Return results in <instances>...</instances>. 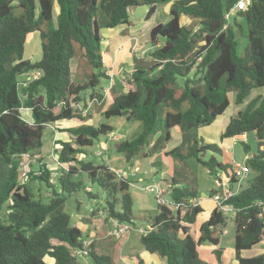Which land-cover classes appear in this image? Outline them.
Wrapping results in <instances>:
<instances>
[{
	"label": "trees",
	"instance_id": "trees-1",
	"mask_svg": "<svg viewBox=\"0 0 264 264\" xmlns=\"http://www.w3.org/2000/svg\"><path fill=\"white\" fill-rule=\"evenodd\" d=\"M236 1L39 0L37 5V0H0V264H51L46 257L53 258L54 264H78V253L89 256L91 264H115L111 254L100 253L94 242L86 245L81 228L71 224L65 207L82 191L107 211L108 218L129 230L128 224H134L136 218L144 219L139 241L149 253L165 258V264H224L219 232L228 224V217L216 207L201 224L198 238L192 235L190 227L203 208L190 203L201 196V190L187 175L173 174L168 183L171 202L181 204L175 211L159 204L154 215L147 211L138 216L130 191L133 182L128 177L119 178L107 165L77 158L79 153L85 154L86 146L114 131L109 123H85L90 116H83L75 107L86 101L88 93L91 99H104L102 81L111 76L103 59L101 30L129 24L130 10L141 5L149 7L148 19L165 2H172L171 19L150 30L155 47L149 54L154 62L133 64L127 90L120 92L110 86L112 103L104 117L125 116L140 122L141 129L131 139L115 142L114 148L131 162L151 144V153L163 149L162 144L171 139V129L178 127L181 143L164 152L175 169L176 164L195 158L211 175L222 171L229 176L230 164L214 155L203 157L207 151L222 154L221 149L196 138L195 131L226 111L230 93L236 104L248 100L231 118L222 137L254 132L259 152L244 160L250 168L245 187L224 203L235 209L233 247L238 264H264V252L250 257L241 254L264 244V94L252 97L256 89L264 88V0H251L246 10L226 19ZM56 4L59 13L53 25ZM35 31L40 33L42 57L32 61L24 59L23 52ZM244 32L248 42L239 55L238 37ZM159 37L165 42L159 43ZM73 58L79 62L76 74L82 69L87 81L73 78ZM88 68L94 71L88 72ZM35 71L41 75L22 84L20 77ZM25 108L31 110L32 122L24 118ZM74 118L83 123L58 127L74 137L75 145L59 141L60 162L70 164L67 169H57L56 183L52 182L53 170L41 158L37 160L39 172L30 171L29 181L21 182L22 157L40 154L47 126ZM244 146L249 152L250 146ZM144 156L150 154L144 152ZM86 175L100 190H86ZM30 181L39 187L35 189ZM231 181L237 180L231 176ZM45 187L52 194L47 200L41 195ZM210 193L212 196L216 190ZM205 243L215 246L216 262L200 257L198 249Z\"/></svg>",
	"mask_w": 264,
	"mask_h": 264
},
{
	"label": "rangeland",
	"instance_id": "rangeland-1",
	"mask_svg": "<svg viewBox=\"0 0 264 264\" xmlns=\"http://www.w3.org/2000/svg\"><path fill=\"white\" fill-rule=\"evenodd\" d=\"M39 0H37L36 4L38 5ZM172 2L159 3L157 6V10L154 15L150 18L147 17V12L149 7L146 5L137 6L135 9L130 10V23L121 24L117 28H120L123 32L129 33L132 35V38H126L124 42H122L121 47L119 48V54L124 58L125 61L132 62L131 65L124 66L123 71H121L120 75H112L108 80L103 79L102 84L106 87L104 89V99L99 102L97 98H90L89 93L86 95V101L81 102L75 107L78 111L82 112L83 116H90L85 123L91 124L94 126H98L101 123H109L114 127V131L109 134L102 135L100 137V141H96L92 146L85 147V154L79 153L77 155L78 159H84L86 161H91L95 165H107L113 171H115L119 176V171L121 169L127 172V177L133 183L131 184L132 193L138 192L147 197L150 205L153 208V211L148 212L149 215H154L157 213L159 209V204H165L170 206L174 211L176 210L175 205L171 202L170 197L168 195V183L170 182L171 175H185L184 177L195 182L196 186L202 190H217L215 175H211L208 172V169L203 165L198 164L194 159H189L187 163H179L176 164V169L174 167V161L172 158L167 157L164 152L168 151L181 143V133L180 130L176 127L171 129V139L164 142L163 149L156 150L151 153L150 148L152 144L148 147L144 148L143 153H141L138 157H136L132 162L127 163L124 158L123 153H119L115 150V142L125 139H131L135 134L140 132V122L129 120L125 116H113L111 118H105L103 113L104 110L112 103L111 97L109 95L110 86H120L119 91L123 92L128 88L129 76L131 74L132 69H134V65L140 66H148L153 63V59L150 56V52L154 49V45L150 40V30L157 23H166L171 19L170 7ZM58 7L55 5L54 8V18L52 20L53 25H56L57 15H58ZM104 32V39H106L105 32L107 29H102L101 33ZM117 32V31H114ZM122 32V33H123ZM239 35V46L237 48L238 54L243 55L244 49L247 45V37L245 35ZM121 35V34H120ZM131 41L129 42L128 40ZM120 40H123L120 39ZM159 43H164L165 38L159 37ZM119 47V45H118ZM117 47V49H118ZM77 55L80 56V50L78 45H76ZM128 51V52H127ZM130 51V52H129ZM131 54L134 58L129 57L125 54ZM102 54L105 56V49L102 48ZM42 57V42L40 33L38 31L32 32L27 41L25 43V48L23 52L24 59H31L32 61H37ZM129 57V58H128ZM76 60L72 61V69H73V78H77L79 81H87L88 78L83 74V70L79 69L78 75L76 74ZM122 63V67H123ZM89 69V68H88ZM94 71L92 68L88 70V72ZM26 79V76L23 75L20 77V80L23 81ZM122 82V83H121ZM127 82V83H126ZM126 83V85H125ZM127 87V88H126ZM82 96L85 95L83 92ZM264 94V88H258L253 93L252 97L257 95ZM230 105L226 109V111L221 115L216 117L214 122L210 125L201 126L195 131V137L202 140L204 143H212L221 149L222 154L215 153L213 151H207L206 155H204V159H209L211 155L216 156L218 161L222 163H226L229 160V157H233L234 161L243 163L248 155L253 156L259 152V143L255 136L254 132H250L248 134H243L242 137L244 139L233 138H223L222 133L225 130L227 124L234 117L238 111L243 110L248 102L245 101L243 104H236L234 101L233 93H230ZM26 109L22 110V114L24 118L27 117ZM83 122L78 118H74L71 120H64L62 124H50L47 126L44 135H43V147L40 150V154L36 156L29 157L28 155H24L22 157L20 163V172H21V182L29 181V172L30 171H38V158L43 160V162L47 163L49 168L52 171L53 183H56L57 179V169H67L70 163L60 162L58 157V153L56 150L61 149L62 144L59 143L60 140L65 142H71L75 145V139L70 133L60 131L58 127H64L69 125V127H77L81 125ZM245 144L250 146V151H245ZM144 152L146 154H150V156H144ZM122 157V158H121ZM233 161V162H234ZM140 162L139 164H136ZM76 162H71L72 165H75ZM140 167L138 172L133 175L134 168L136 166ZM207 169V170H206ZM228 173L231 174L230 169H228ZM39 174V173H36ZM187 175V176H186ZM143 176V181H139L138 178ZM78 177V176H77ZM81 177V176H80ZM78 177V178H80ZM86 185L88 188L86 190H94L98 191L99 186L96 184L90 183V179L85 176ZM223 178L226 179L227 176L223 172ZM31 186L35 189L39 187L37 182H29ZM158 184L160 187L164 189V192L160 197H157L156 192H149L148 187ZM233 188L237 190L238 186H241V189L245 187V182L242 181L240 184L235 182L232 183ZM146 187L144 189L143 187ZM239 186V188H240ZM216 187V188H214ZM41 195L44 200H47L50 197L51 189L43 188L41 191ZM77 196L72 197L66 204V211L71 215V224L76 225L83 230V234L86 238V245L94 242L96 247L99 249L100 253H110L114 259L115 264H132L133 259L140 261L139 264H165V258H162L157 253H149L146 251L139 241V237L142 233L141 228H145L143 224L144 219L136 218L134 224H128L130 226V230L124 231L120 236H117L114 233V230L120 226L124 227L121 223H116L114 219L108 218L107 211H105L101 207H97L95 204V200L90 199L84 191L80 192V194H76ZM213 196V195H212ZM211 196V197H212ZM158 198L160 200H158ZM80 199V200H79ZM199 200L197 199V202ZM80 205V206H79ZM79 206V207H78ZM215 208V207H214ZM134 209L138 216H142L145 214L142 210L139 209V204L134 205ZM205 209H208L206 207ZM228 217V224L223 227L219 235L221 237L220 247L223 248L222 253V261L224 264H236L234 263V257L232 255V249L234 250V239L236 234V228L233 222V213L231 211L225 212ZM148 215V216H149ZM209 218L207 216L206 211L200 212L197 215L196 223L190 227V232L197 239L199 236V229L201 223L206 221ZM264 244H259L254 246L251 249L244 250L243 256L250 257L259 254L264 251ZM211 244L205 243L201 245L198 249L199 255L206 261L216 262L215 261V253L213 252V248L211 251H207L206 249H210ZM128 262L122 259V255H128ZM46 260L51 264H54L55 261L51 257H46ZM78 264H91V258L87 255L78 253Z\"/></svg>",
	"mask_w": 264,
	"mask_h": 264
},
{
	"label": "crops",
	"instance_id": "crops-1",
	"mask_svg": "<svg viewBox=\"0 0 264 264\" xmlns=\"http://www.w3.org/2000/svg\"><path fill=\"white\" fill-rule=\"evenodd\" d=\"M57 5V4H56ZM58 7V6H57ZM57 10V9H56ZM59 10V8H58ZM57 10V12H58ZM59 13V12H58ZM121 29L120 28H114V29H111L109 30V32H105V35H106V39H104L105 36L104 35V32H102V37H103V48L105 49V54H106V51H107V54L105 56H103V59H104V63H105V66H106V69H107V73L109 75L113 74V75H120L121 74V71H123V68L121 65L122 63H127L128 65H131L133 63L132 62H127L124 60L123 57L120 56L119 54V48L121 47V45L123 44L122 42H124V40L126 38H132V35L129 34V33H126V32H123L124 29H122V31H120ZM108 31V30H107ZM114 31H117V32H114ZM123 32V33H122ZM121 34V35H120ZM127 36V37H126ZM126 37V38H124ZM123 40H120L122 39ZM129 42L131 41L128 40ZM122 43V44H121ZM119 45V47H118ZM118 47V49H117ZM128 52V51H127ZM130 52V51H129ZM126 57L129 56V57H132L134 58L133 55H131L130 53L128 54H125ZM128 57V58H129ZM73 59H76V58H73ZM72 59V61H73ZM72 61H71V70H72V73H73V69H72ZM78 60H76V65H77V68H76V71L78 69ZM122 83V82H121ZM105 87V86H104ZM116 89H120V86H115ZM106 88V87H105ZM26 109V108H25ZM26 113H27V117L25 118L27 121L29 122H32L33 121V118H32V112L31 110L29 109H26ZM221 116V115H219ZM59 124H62V123H59ZM57 124V125H59ZM66 126H69V125H66ZM177 129H179L178 127H176ZM181 133V132H180ZM241 138L240 139H244V137H242V135H239ZM239 136H235L233 139H238ZM247 157H250V155H248ZM122 158V157H121ZM233 157H229V160L226 161V164H230L234 161V159H232ZM125 159V158H123ZM134 160V159H133ZM132 160V161H133ZM126 161V160H125ZM131 161V162H132ZM127 162V161H126ZM127 163H130V162H127ZM136 164H139L140 165V162H137ZM138 165V166H139ZM122 170V169H121ZM207 170V169H206ZM172 176V175H171ZM143 176H140L138 178L139 181H143ZM144 189H146V187L144 186L143 187ZM216 188V187H214ZM213 190V189H212ZM135 199H136V202L139 204V209L142 210L143 212H147V211H153V208L152 206L150 205L148 199L146 196H144L143 194L141 193H138V192H134L133 193ZM198 203L202 206L203 208V212L206 211V214L207 216H210L212 210L214 209V207L216 208V203L213 201L212 197H211V193H210V190H202L201 191V196L198 198ZM206 207H208V209H205ZM159 210V209H158ZM158 212V211H157ZM204 222V221H203ZM202 222V223H203ZM196 223V222H195ZM194 223V224H195ZM201 223V224H202ZM80 228V227H79ZM82 230V228H81ZM83 231V230H82ZM264 247V245H263ZM211 248H213V250L215 249V246L211 245ZM211 248L210 249H206L207 251H211ZM243 251L241 252L242 256H243ZM264 252V251H262ZM261 253V252H260ZM232 255L234 257V263L238 264V261L235 259V250L232 249ZM128 255H122V259L126 260L128 262ZM140 261H137V260H134L132 261V264H139Z\"/></svg>",
	"mask_w": 264,
	"mask_h": 264
},
{
	"label": "built area",
	"instance_id": "built-area-1",
	"mask_svg": "<svg viewBox=\"0 0 264 264\" xmlns=\"http://www.w3.org/2000/svg\"><path fill=\"white\" fill-rule=\"evenodd\" d=\"M250 3H251V0H237L235 2V4L233 5V7H231L229 12H227L225 14L226 19H229L230 16L234 15L237 11L246 10ZM132 72L133 71H131V73ZM40 75H41L40 71H35L33 73L26 74L25 75L26 79L24 81H26V82L31 81L33 79L38 78ZM110 76L112 78V75H110ZM24 81H22V84H25ZM261 150L264 152V145L261 146ZM139 169H140V167L136 166L134 168L133 175H135ZM230 171H231V174L228 173L229 176L226 175L227 176L226 179L223 178V172L222 171L217 172L215 174V177H216L215 182H216L217 190H216V193L213 194L212 199L216 203V207H218L219 209H221L224 212L231 211L234 214L235 209L233 208V206H231L229 204H225L224 202L227 199L234 196L235 194H237L241 190V186L239 185L240 188L238 186L237 190H235L233 188V185H232L231 176L237 180L235 183L240 184V182L246 180L249 177L250 168L245 163V161L243 163L234 161L230 165ZM208 172H209V170H208ZM118 173H119L120 177H127L126 171L121 170ZM52 181H53V179H52ZM148 190H149V192H156L157 197H160L162 195V193L164 192V189L162 187H160L158 184H155L153 186H149ZM168 192L170 193V190H168ZM158 200H160V199L158 198ZM190 203H192L194 205L198 204L197 200H195V199H191ZM180 205L181 204H176L175 207L178 208ZM115 222L118 223L117 221H115ZM127 229H128V227L125 225H124V227L120 226L114 230V233L117 236H120ZM141 229H142L141 231L143 233L144 229L143 228H141Z\"/></svg>",
	"mask_w": 264,
	"mask_h": 264
}]
</instances>
